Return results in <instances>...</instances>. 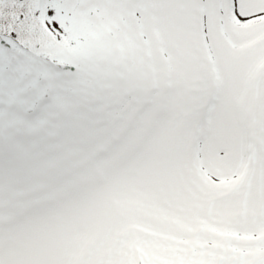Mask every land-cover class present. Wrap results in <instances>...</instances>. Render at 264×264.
I'll list each match as a JSON object with an SVG mask.
<instances>
[{"label":"snow or ice","instance_id":"6c2138e0","mask_svg":"<svg viewBox=\"0 0 264 264\" xmlns=\"http://www.w3.org/2000/svg\"><path fill=\"white\" fill-rule=\"evenodd\" d=\"M0 264H264V0H0Z\"/></svg>","mask_w":264,"mask_h":264}]
</instances>
